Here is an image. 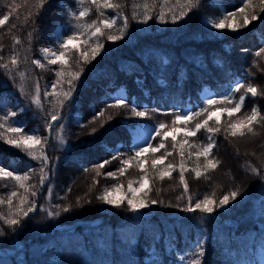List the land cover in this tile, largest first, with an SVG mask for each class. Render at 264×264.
Segmentation results:
<instances>
[{
    "label": "trees",
    "instance_id": "1",
    "mask_svg": "<svg viewBox=\"0 0 264 264\" xmlns=\"http://www.w3.org/2000/svg\"><path fill=\"white\" fill-rule=\"evenodd\" d=\"M144 2L113 0L123 6L119 11L128 16V28L124 37L116 41L107 40L106 36L118 35L122 20H118L111 31L105 30V37L98 41L104 48L95 60L78 63L79 57L75 54L65 57L71 67L64 71L77 72L81 68L83 71L79 80L74 81L71 100L66 101L62 109L59 105L54 109L56 97L45 96L44 92L53 91L50 85L58 79L55 70L59 65L40 69L32 61L41 59L47 64L50 58H44L41 49L47 47L56 51L57 42L72 34L69 29L76 21L70 12L79 11L80 6L76 0H48L39 9L38 0H0V17L15 8L9 21L0 27V57H3L0 64L8 63L12 67L10 56L13 54L20 61L11 76L0 68V116L16 112L17 116L12 119L21 123L13 124L9 120L8 126L20 127L22 124L26 126L25 133L46 138L44 151L49 157L45 169L48 180L40 184L41 161L0 141V166L21 175L29 169L35 170L29 173L30 179L25 182L28 192L12 180L0 182V198L6 200L10 191L17 192L12 208L9 209L6 203L0 204V213L21 221L19 225L9 226L0 219V229L4 232L0 236V264H190L196 241H201L206 249L201 264H260V255L264 253V121L254 125L255 135L231 137L224 129L230 122L250 114L254 106H258L264 116V96L253 98L249 95L241 111L231 118L227 113L221 114V132L213 137L216 146L209 157L221 163L205 176L195 178L191 171L198 164L203 170L204 157L197 160L194 155L209 142V134L203 130L195 137L177 136L175 152L173 140L168 137L166 148L173 155L155 169L151 161L163 155L165 150L144 154L142 159L147 161L144 168L148 170V180L143 191L151 188L147 199L162 203L133 213L126 204L115 207L97 199L105 187L111 189L113 184L124 186L119 193H114L117 197L127 193L130 181L133 187H140L138 181L144 173L135 166L122 176L117 173L116 179L104 177V173L121 167L120 160L133 156L137 150L130 128L144 122L155 126L164 122L172 129L174 116L163 114L169 109L182 115L188 107L192 112H199L204 107L212 112L217 108L233 107L244 94V89L233 91L237 82L245 87L252 84L264 92V71H261L264 53L255 56L260 48H264V13H260L258 7L257 21L232 32L215 29L208 21L239 8L242 0H201L197 9L176 23L171 22L170 16H166L167 22H161L156 15L147 23L141 22L142 15L133 19V11H143L142 8L134 9L133 4ZM147 2L151 5L152 0ZM170 2L175 4V0ZM258 3L259 0H253L254 5ZM114 14L111 9L105 10V15L99 18L111 19ZM97 18L98 14L93 10L83 22L90 24ZM14 38H19L20 43H15ZM89 43L94 46L97 41ZM81 50L90 53L87 46H81ZM19 71L25 73L23 80ZM67 78H59L63 86L57 85L56 93L69 90L64 83ZM37 81L43 107H38L31 99ZM205 87L212 92L213 98L228 95L232 102L208 106L201 95ZM119 90L123 91L127 102L139 110L161 111L150 112V118H135L131 117L130 108L108 107L115 103V94ZM102 109L104 116L90 123ZM57 111L63 117L59 122L63 128L54 124L49 131L46 122ZM204 118L198 117L187 127H193ZM209 125L215 127L213 121ZM178 126L185 128L183 121L177 122L175 128ZM93 128L96 129L94 134ZM185 139L188 141L184 144L185 167L189 169L185 172L189 185L187 193L183 190L178 169L170 179L161 181L157 175L168 163L179 164V144ZM160 140L161 137H155L152 146L156 147ZM189 152L193 153L191 158ZM117 154L119 158L112 160ZM105 160L110 163L99 169L97 166ZM253 167L261 169L260 175L252 172ZM97 171L100 176L96 175ZM94 179L99 183L94 184ZM69 187L70 192L67 191ZM237 188L241 190V196L225 208H217L211 215L187 212L186 199H177L191 195L195 204L208 195L218 201ZM33 191L38 195L33 197ZM143 191L137 195L143 196ZM25 195L35 202L36 211L28 217H12L20 198ZM69 206L71 210L65 212L63 209ZM49 211L61 214L50 217Z\"/></svg>",
    "mask_w": 264,
    "mask_h": 264
},
{
    "label": "snow or ice",
    "instance_id": "2",
    "mask_svg": "<svg viewBox=\"0 0 264 264\" xmlns=\"http://www.w3.org/2000/svg\"><path fill=\"white\" fill-rule=\"evenodd\" d=\"M26 2V0H25ZM48 2V0H38V8L42 9L45 5V3ZM77 4L80 6L79 11H71L70 15L74 18L76 21V24L69 29V31L72 33L71 35H68L66 38H62L57 42V50L53 51L50 48H43L41 49L42 56L44 58H47V56L53 57L52 59L47 60V64L42 63L41 59H35L32 61V63L39 67L40 69H45L49 65H59V69L55 70V75L58 77V79L50 85V88L53 90L51 92L45 91V96H52L54 95L56 97L55 105L53 106L55 109L56 105H59V107L62 109L65 106L66 101H70L72 98V91L75 88L74 81H78L81 72L83 69L81 68L80 71L77 72H66L64 69L70 68L71 65L69 64V60L65 59V57H71L72 55H77L79 57L78 63H88L91 60H95L97 56L100 55L101 51L104 48V45L101 43H98V41L105 37V30L111 31L114 26L117 24L118 20H122V27L118 29L119 34L118 35H107L106 39L111 41L120 40L124 37L126 34V30L128 28V16L123 15L119 10L123 7L119 3H113V0H87V6H85V0H76ZM201 3V0H175V4H172L170 0H152L151 5L145 0V2L142 5H136L133 4V8H142V13H138L136 11H133L132 18L133 19H139L142 15V23H147L149 20L153 18V15H156V17L161 22H167L166 16L171 17V22L176 23L177 21L184 19L185 17L189 16V13H191L194 9H197ZM165 7L167 8V11H165ZM259 9L260 13H264V0H259L258 5L253 4V0H242V5L239 8H236L234 11L223 13L222 16L212 19L208 21L211 26L218 30H228L232 32H238L239 30L248 27L253 21H257L259 19V15L257 14L256 9ZM159 9L158 11H155L156 9ZM113 10L115 13L111 19H100L99 17H103L105 15V10ZM95 10L98 14V18L96 20H93L90 24H86L83 21L85 18H87L91 13ZM15 11V8H13L11 11H9L7 14L0 17V27L4 26L8 21L9 18L13 15V12ZM39 14L38 12L36 13ZM32 16V13H29V17ZM27 20V18H26ZM34 22V21H33ZM12 27H16V25H12ZM11 30V29H9ZM29 39H31L32 34L29 33ZM83 38V39H82ZM15 43H20L19 38H14ZM92 40H96L97 43L92 46L89 42ZM73 41H79V44H74ZM81 46H87L90 48V53L86 51L81 50ZM0 49H2V46H0ZM264 53V48H260L256 53L255 56L259 57L261 54ZM3 57H0V60H2ZM11 60V66H9L8 63L0 64V68L7 70V75L11 76V73L14 68L18 66L20 63L18 57L16 54H13L10 56ZM254 65L258 66L256 62L254 61ZM261 71H264L262 69ZM19 77L21 80L25 78V73L23 71L18 72ZM68 78L64 81L65 84L68 86V91L62 92V93H56L55 89L57 85H61L60 77ZM241 89H244V94L239 97V100L235 102L233 107H224V108H217L216 112L220 113H227V115L231 118L234 113H238L241 111V108L244 104L245 99L251 95V97L255 98L257 96H264V92L258 91L257 86H254L252 84H248L246 87L243 83L237 82L235 85V88L233 91L239 92ZM21 92H24V87L21 85L20 88ZM40 85L37 81L35 84V94L32 96V101L35 103L38 107H43V104L40 99ZM63 97V99H61ZM230 97L228 95H224L218 98L213 99H207L206 104L208 106H215L218 103L225 104V103H231ZM108 107H116V108H130V115L131 117L135 118H150V112H160L161 109H154V110H148L145 108L144 110H139L136 106L130 105L127 102V99L125 97H118L115 99V103L112 105H108ZM23 111V110H21ZM216 112L209 111L208 107L201 108L199 112H192L191 110L185 111L183 115H180L175 112L174 109H169L167 112H164V115L172 114L174 116V119L171 121L172 125V131H175V126L177 122L183 121L185 124V137H195L197 133L201 132V130L208 133V143L201 146L200 150L195 152L194 155L196 156L197 160H199L200 157H204L205 163L203 165V170H201V167L199 164L192 168L191 171L194 173L195 178H200L202 176H205L209 171L215 170L221 161L212 158L209 159L210 155L212 154L213 148L216 146L215 141L213 140V137L221 132V126H220V117L216 115ZM17 116L16 112H7L4 115L0 116V141L3 143L12 146L15 149L20 150L21 152L25 153L27 156L31 157L34 160L41 161V168H40V184H44L48 180V173L45 172V169L47 167V164L49 162V157L47 156L46 152L44 151V142L46 138H42L38 135L28 134L24 132L25 125H22L20 127H11L8 126L9 120L12 121L13 124H20L21 122L15 119H12ZM104 116V110H100L97 112L89 121L90 123L94 122L98 117ZM205 116L204 119L200 120L199 122L194 123V126L189 128L187 127L188 124L195 121L198 117ZM215 119L213 120V118ZM62 115L59 111L56 112L55 115H50L49 119L46 122V128L51 131L53 129L54 124H59L60 120H62ZM109 120L112 119L111 116L108 117ZM213 121L215 124V127H212L209 125V122ZM261 121H264V116L261 115V112L258 108V106H254L251 109V113L248 115H245L243 119L237 120L235 122H230L227 127L224 129L227 135H230L231 137H244L245 135L251 133L255 135L254 133V125L260 124ZM60 128H63V124H59ZM168 125L164 122L158 123L153 131L155 132V136H152L149 134L147 140H153L155 137H161L160 142L156 147H153L151 143H147V140L145 141L147 143V147L139 146L137 150L135 151L134 155L131 157H128L126 159L120 160V164L122 165L115 171H109L104 173L105 178H117V173H119L121 176L124 175L129 168H132L135 166L138 170L142 171L144 173L143 176H141L138 183L140 184L139 188L133 187V182L130 181L127 186V193L121 196H115L114 193H119L123 189L122 184H113L111 189L105 187L97 199L109 204L113 205L115 207H122L125 204L127 205L128 209L132 211L133 213L138 212L140 209L147 208L150 205H155L158 203H162V201H158L155 199L149 200L147 199L148 193L151 192V188H148L147 191H143L144 185L147 183L148 180V170L144 168V163L147 162L146 158L142 159L144 157V154L147 152H151L152 154H155L157 152H160L161 149H164L165 152L163 155L159 156L157 159H153L151 161L152 167L155 169L158 164H163L165 159L167 157L172 156L173 152L177 151L178 148V142L175 141V136L172 137L173 144L172 149L173 152L167 151L166 143L165 141L168 139L169 132L167 131ZM96 132V129H92V134ZM61 142L63 143V139L61 137ZM187 139L184 140L183 144H179V151L178 155L180 157L179 164H172L168 163L162 170H159L157 175L158 178L163 181L165 178H171L172 173L179 170V179L183 186V190L185 193L189 191V185L187 180L185 179V172L189 171L185 167V151H184V144H187ZM189 148L192 147V145H188ZM39 153V154H37ZM193 153L189 152L188 156L191 158ZM119 158V154L114 155L112 157V160H116ZM110 161L105 160L97 167L99 169H102L105 167V165L109 164ZM252 172L256 173L257 175H260L261 169L253 167ZM35 170L29 169V172H26L24 174H18L16 171H10L7 167L0 166V182H6L8 180H12L18 185L20 188H24L25 192L29 191L28 187H25V182L30 179L29 173L34 172ZM87 171V170H85ZM97 176H100L101 173L97 171ZM99 183L98 180L94 179V184ZM7 185L5 184V187ZM34 187V186H33ZM49 195H51V189L48 190ZM68 192L71 191V187L67 189ZM143 191V196H138L137 193H140ZM89 192H91V188L89 189ZM130 194V195H129ZM33 197L37 196L38 193L36 191H33L31 193ZM87 195V193H86ZM17 196L16 191H10L7 199L0 198V204H7L9 209L12 208L13 205V198ZM241 196V190L239 188L235 190H231L224 194L218 201L216 199H213V197L205 195L202 200H197L195 204H193V197L191 195H188L186 198L181 196L177 199H186V207L185 211L195 213L197 211L211 215L216 212L217 208L223 209L231 201H236L238 197ZM79 202V198H78ZM91 201H89L90 203ZM27 207L25 208V206ZM176 207H179V204L176 205ZM65 212H68L71 210V206L63 209ZM36 211V204L34 201H30L28 196H22L19 200V206L16 209L15 213H12V217H16L19 215H22L23 217H28L30 213H33ZM60 212H53L49 211L48 216L50 217H58L60 216ZM0 219L3 220V222L6 225L9 226H16L21 223L19 218H10L8 215H4L3 213H0ZM4 234L3 230L0 229V236ZM206 253V249L203 246V243L201 241H196L194 245V253H193V259L191 260L190 264H201V257H203Z\"/></svg>",
    "mask_w": 264,
    "mask_h": 264
},
{
    "label": "rangeland",
    "instance_id": "3",
    "mask_svg": "<svg viewBox=\"0 0 264 264\" xmlns=\"http://www.w3.org/2000/svg\"><path fill=\"white\" fill-rule=\"evenodd\" d=\"M74 42V41H73ZM50 59H52L53 57L48 56ZM201 95L207 100V99H213V94L212 92L205 87L203 89V91L201 92ZM115 97H123V91L119 90L117 91V93L115 94ZM190 110V108H186L184 110L188 111ZM213 112H216V110H214ZM184 114V113H183ZM182 114V115H183ZM222 113L220 112H216V115H218L219 117L221 116ZM215 118V117H214ZM155 128V125L151 124V123H140L135 125L133 128H130V132H131V137H132V143L135 147H139V146H143V147H147V143H151L152 140H147L149 134H151L152 136L155 135V132L153 131V129ZM186 128L184 127H176L175 131H172V129H168L167 131L169 132V136L168 137H173L175 136V138L179 135H184ZM147 140V143L145 142ZM259 262L260 264H264V253H262L260 255L259 258Z\"/></svg>",
    "mask_w": 264,
    "mask_h": 264
}]
</instances>
